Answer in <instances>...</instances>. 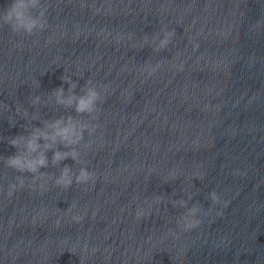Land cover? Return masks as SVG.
I'll return each instance as SVG.
<instances>
[{
	"label": "clouds",
	"instance_id": "1",
	"mask_svg": "<svg viewBox=\"0 0 264 264\" xmlns=\"http://www.w3.org/2000/svg\"><path fill=\"white\" fill-rule=\"evenodd\" d=\"M46 11L47 8L42 4V0H12L9 6L0 10V27L7 26L14 35L32 36L47 28ZM175 34L174 29L167 30L162 27L160 32L154 33L151 38L145 34L142 37L141 48L149 45L154 52L165 50L172 43ZM194 47H198V45H194ZM180 67L182 70V65ZM159 68V62L154 66L146 62L142 71L147 72L151 76ZM61 79L69 87L67 90L63 86L54 89L50 93L48 101L54 100L56 106L65 110L72 109L76 115H59L49 119H42L39 120L41 123L39 127L32 125L29 128L26 126V135L18 134L14 137L6 138L8 144L14 147L16 151L14 155L8 157L0 156V162L6 168L21 174L15 177V183H9L7 187L5 195L9 199L17 191L23 190L25 187L24 174H31L29 184L35 185L38 179L53 180L56 187L64 190L71 188L73 183L84 185L94 184L96 181V174L86 166L84 159V154L91 150L93 145L91 139L85 140V134L91 138L97 131L98 125L93 123V121L98 119V105L103 102V93L107 89L106 87L98 88L93 80L88 79L80 89V93L76 94L77 83L70 76L63 75ZM41 103L39 95L32 96L30 99V104L33 108L41 105ZM5 111L11 112L12 110L6 105ZM14 113L16 116L18 115L26 121L28 120L29 112L27 109L22 111L15 106ZM84 117H87V119H84ZM36 119V116H33V120L35 121ZM8 120L10 126H15L16 121L14 118ZM49 151L52 152L51 160L47 156ZM69 158L75 164L81 166L77 170L67 164L60 167L61 162ZM50 164L53 167H59V174L54 178L51 173L41 171L42 168H48ZM196 178L201 179L200 177ZM40 187L45 191L47 190L46 184H41ZM190 199H192L191 194L188 195V200ZM209 199L213 204L220 202V197L215 190L209 194ZM188 200L181 198L170 201L173 208L180 207L185 209L176 220V225L182 232L193 231L202 223L200 217L204 212L203 207L199 203L188 207ZM156 203H160V201L157 200ZM74 208L75 205L70 204L67 209L72 212ZM145 214V210L140 207L134 213L136 219H140ZM83 219V215H72L74 222L79 223ZM169 235L176 238V233L172 229H169Z\"/></svg>",
	"mask_w": 264,
	"mask_h": 264
}]
</instances>
